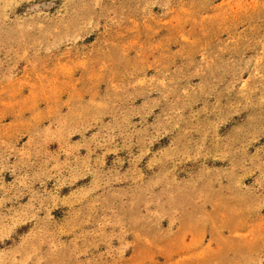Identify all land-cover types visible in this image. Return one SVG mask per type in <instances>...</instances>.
I'll return each instance as SVG.
<instances>
[{
    "label": "rangeland",
    "instance_id": "rangeland-1",
    "mask_svg": "<svg viewBox=\"0 0 264 264\" xmlns=\"http://www.w3.org/2000/svg\"><path fill=\"white\" fill-rule=\"evenodd\" d=\"M0 264H264V0H0Z\"/></svg>",
    "mask_w": 264,
    "mask_h": 264
}]
</instances>
